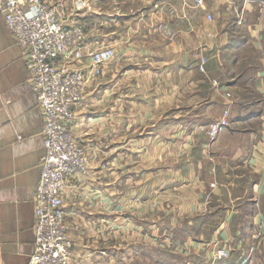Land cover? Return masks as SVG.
<instances>
[{
  "label": "crops",
  "instance_id": "1",
  "mask_svg": "<svg viewBox=\"0 0 264 264\" xmlns=\"http://www.w3.org/2000/svg\"><path fill=\"white\" fill-rule=\"evenodd\" d=\"M86 2L84 15L69 20L86 25V15L98 13L96 3ZM96 2L102 20L89 28L102 31L101 45L110 42L117 59L88 86L71 124L89 167L64 195L75 242L72 264H108L111 252L137 248L147 234L151 244L164 236L170 253H190L172 264H209L204 259L215 243L230 252L217 264H264V230L258 231L264 220V0H203L201 6L194 0H128L127 9L120 0ZM131 21L138 29L134 38L147 30L152 45L158 39L176 53L130 52L121 44L134 42L131 34L113 30ZM85 32L92 49L98 42ZM200 55L207 57L206 74L197 69ZM150 61L177 70H157ZM142 75L156 82L145 88ZM173 78L184 80L173 84ZM173 108L180 111L168 117ZM226 109L229 127L210 140L209 124ZM173 119H181L179 139L164 130L157 146L158 124L166 127ZM42 124L25 51L0 14V264H27L34 252ZM142 125L155 127V136L143 134ZM135 196L139 203L132 202Z\"/></svg>",
  "mask_w": 264,
  "mask_h": 264
},
{
  "label": "built area",
  "instance_id": "2",
  "mask_svg": "<svg viewBox=\"0 0 264 264\" xmlns=\"http://www.w3.org/2000/svg\"><path fill=\"white\" fill-rule=\"evenodd\" d=\"M64 2L0 0L5 25L26 52L30 86L43 117L44 152L35 190V246L27 264L71 263L72 241L65 221L64 195L72 179L88 175L89 167L86 151L72 137L69 125L84 85L99 77L102 67L115 56V51L107 46L86 51L83 26L69 20L79 16L86 3L74 0L68 8ZM194 3L201 6L203 0ZM207 19L212 21V16L208 14ZM206 62L205 57H199L197 67L203 74ZM229 117L226 109L209 125L210 140L229 127ZM261 230H264L263 219L258 222L259 233ZM211 251L217 261L230 257L229 250L216 243Z\"/></svg>",
  "mask_w": 264,
  "mask_h": 264
},
{
  "label": "rangeland",
  "instance_id": "3",
  "mask_svg": "<svg viewBox=\"0 0 264 264\" xmlns=\"http://www.w3.org/2000/svg\"><path fill=\"white\" fill-rule=\"evenodd\" d=\"M83 1L86 3V6L80 11L79 15L82 14L81 12L84 11L88 7V3L86 2V0H83ZM91 1H93V4L96 3L99 6V10L97 11L98 13L97 14H91V13H89L88 15H86L85 20H82L83 23H86V25L85 24H81V23L80 24L83 26V28L85 27V29L87 31V35H88V40L89 41L94 40V42H98V45H96L97 47H99V46H107V47H110V48L113 49V47L111 45H107L110 42H106L105 44H102L101 45V33H102L101 30H98L96 32V31H91L90 28H89V26L92 25V24H96L97 27H99V23L102 20L100 4L96 2L98 0H91ZM120 2H121V6L124 5V9L132 8V5L129 4L128 0H120ZM73 3H74V0H69V3L67 4V7L68 8H71L73 6ZM194 5H195V3H194ZM84 13H85V11L83 12L82 16L84 15ZM76 17H79V16H76ZM205 18L207 19V15L205 16ZM77 23H79V22H77ZM134 27H135L134 22L131 21V23L126 24V27L123 24V25L119 26L117 29H114L113 30L114 34L120 33L121 35H128L129 37H130V34H131V39H133L134 42L132 41L130 43V45L129 44H121V45L126 46L130 52H139L141 50L142 52H149V53H154V52H156V53H167V52L176 53V48H172V46H170V45H168L166 43H156L158 39L157 40L155 39V44H157V45H152V43L150 42V40L153 37L152 36L149 37L148 34H146L147 30H145V32H141V31L137 32V37L134 38V36H135L134 31L138 30V29H136ZM85 29H84V32H85ZM94 34H96L97 37H94ZM144 35H145V37H143ZM85 39H86V32H85ZM159 40H161V39H159ZM178 42L179 43H182V45L185 44L181 40H178ZM85 44H88V43H86V41H85ZM121 45L114 46V47H116V49L118 47L123 48V46H121ZM96 46L89 47V48L95 49V48H97ZM19 47L22 48L21 46H19ZM86 47H87V45H86ZM176 47H179V46L176 45ZM180 47L184 49L186 46L184 45V47L183 46H180ZM92 49H88L87 48L86 51H91ZM180 51H182V50H180ZM25 54H26V52H25ZM200 56L201 57L202 56L205 57L206 60H207L206 55H200ZM116 59L117 58L112 59V60H114L112 62L113 64L116 63L115 62ZM177 60H180V59H177ZM148 64L150 66H152V68H156L157 70H161V69L164 70L166 67H167V69H169L171 71L177 70V66H175V65L172 66V65H169V64L165 65V64H163L162 61H160V62H158V61H150V62H148ZM197 65H198V60H197ZM138 69L141 70V68H138ZM197 69H198V67H197ZM26 70H27V66H26ZM132 70H133V68H131V71H129V74L130 75H131ZM205 70H206V68H205ZM27 72H28V70H27ZM142 77H143V75H142ZM98 78L99 77H95V78L91 79L88 83H86L84 85V87L82 89V98H81V101L78 102L73 107L74 117H73V119L70 122L69 129H70V133H71V135H72V137L74 138L75 141H76V139L73 136L72 131H71V124L73 123V120L75 119V110L81 104V102L83 101L84 96H85V92H86V89L88 88V86L91 83H93L94 81H96ZM132 78H130L127 82L131 81ZM140 79L143 81L142 84H144L145 88H148L149 86L152 87L153 86V83L156 82V81H154V78L152 79L150 77H143V79L142 78H140ZM160 79H164L163 74H161V78ZM180 80L182 81L184 79H182V78L181 79L180 78H178V79L173 78V82L172 83L175 84L176 82H179ZM28 81H29V74H28ZM168 81L169 80H167V82ZM214 82L215 81H212V84L214 86H217V85L214 84ZM29 85H30V82H29ZM131 87H132V83L130 85V88ZM30 88H31V86H30ZM35 96H36V94H35ZM147 96H149V95H147ZM153 96L154 95H152L151 97H153ZM173 98H174V100H178L179 99L178 96H175V94H173ZM36 99H37V97H36ZM186 99H188V98H183L182 99V104L183 105H187L188 100H186ZM37 102H38V100H37ZM175 104L180 105L181 103H175ZM38 106H39V103H38ZM178 108H180V107H178ZM39 109H40V106H39ZM178 111H180V110H178L177 108H173L172 111H169L168 117H170L172 115V113H177ZM40 112H41V110H40ZM207 113H210V110L209 111L206 110V114ZM173 120H175V119H173ZM180 120H175V121H173V123L167 124L166 127L165 126H162V124H158V134H157V138H156V141H155L157 146H159V142L160 143H163V141H161V140L164 139V137H163L164 130H166L167 133H169V135H171V137H170L171 139H179V136H180V125H179L180 124ZM182 123H183V127L185 128V131H187V128H190V126L185 125L186 124L185 123V119L182 120ZM201 126L202 125H197L195 127L196 128L195 130H196V132H198V134L203 135V131L204 130L201 129ZM159 127H162V130H160ZM226 129H223V130H226ZM140 130L143 132V134H146L147 133L150 137L155 136V127H152V126H149V125H142L141 128H140ZM191 130H192V127H191ZM191 130H190V132H191ZM146 143H147V141L144 143L143 146H145ZM80 146H82V145H80ZM143 146H141V149L143 148ZM140 165L143 166L142 167L143 168V172L144 173H147L146 172L147 169H148L147 162L141 161L140 162ZM126 166H128V164H126ZM40 175H41V158H40ZM39 180H40V178H39ZM38 183H39V181H38ZM35 190H36V188H35ZM126 193L128 194L126 197H130L131 196L129 189H126ZM136 199L137 198L135 196V198L132 199V202L134 201L136 203H139L140 200L137 201ZM132 202H130V203L128 202L131 206H129V205L126 206V209H128V207L129 208L132 207V204H131ZM34 208H35V193H34ZM64 213H65V210H64ZM65 221H66V213H65ZM66 225H67V229H68L69 236H70L71 241H72V246H71V263H70V264H72V262H73V252H74V249H75V242H74L73 238L70 235L67 222H66ZM33 229H34V224H33ZM150 239L152 240L153 237H151V236H149L147 234L146 238L143 241H140V244L139 245H135V246H137V248L135 247L136 249L135 248H131V245H126V247H125L126 249H125L124 252L123 251L114 250L113 252H111L108 255L106 261H108V264H168V263L169 264L170 263L172 264V262H174V260H178V256H181V255L182 256H188V254H190V253H183V252H178V251H174L173 253H170L168 250L165 249V244H164L165 238H164V236H160V235L157 236L156 239H154L155 240V243H156V244L153 243L154 245L151 244V240ZM34 246H35V243H34ZM202 256H203V254H202ZM207 256L208 257H206V259H204V260L209 261V264H217L218 261L214 259L213 252L212 251H210L209 253H207ZM208 258H210V259H208ZM84 262H87V261L84 260Z\"/></svg>",
  "mask_w": 264,
  "mask_h": 264
}]
</instances>
